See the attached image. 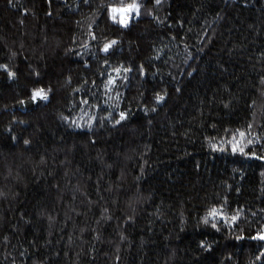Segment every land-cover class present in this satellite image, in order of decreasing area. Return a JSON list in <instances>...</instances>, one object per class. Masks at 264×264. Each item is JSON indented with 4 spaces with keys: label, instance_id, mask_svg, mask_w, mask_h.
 I'll return each instance as SVG.
<instances>
[{
    "label": "trees",
    "instance_id": "1",
    "mask_svg": "<svg viewBox=\"0 0 264 264\" xmlns=\"http://www.w3.org/2000/svg\"><path fill=\"white\" fill-rule=\"evenodd\" d=\"M132 3L0 0V264H264V0Z\"/></svg>",
    "mask_w": 264,
    "mask_h": 264
},
{
    "label": "snow or ice",
    "instance_id": "2",
    "mask_svg": "<svg viewBox=\"0 0 264 264\" xmlns=\"http://www.w3.org/2000/svg\"><path fill=\"white\" fill-rule=\"evenodd\" d=\"M157 3H159V0H157ZM137 8H138V5L135 3V0H133V3L127 5L125 8H122V9L113 8V9H111V11L113 13H115L117 11H120V12H129V11H135V10H137ZM124 22L125 21H121V23H124ZM113 43H115V42L113 41ZM108 47H110V45H106L104 50L107 51ZM3 67H5V66L0 65V68H3ZM12 75L13 74L11 72H9V76L11 77ZM109 83H111V81ZM37 97H40L42 99H46L47 98L46 97V94L43 91V89H40V90H37V91H34L33 92V99L35 100ZM160 99H162V97ZM121 119H124V115L123 114H121ZM117 123H119V121H117ZM240 135L243 136L244 133H240ZM251 142L252 141H249V143H251ZM233 150L234 151L236 150V146H234ZM240 151H243V149L241 148ZM216 211H217L216 209H212L210 215L215 216L216 215ZM233 219H235V217H233ZM207 222L208 221L206 219L205 220V223H207ZM259 238L262 239V240H264V235H261Z\"/></svg>",
    "mask_w": 264,
    "mask_h": 264
}]
</instances>
